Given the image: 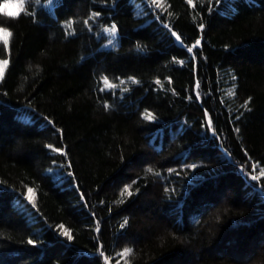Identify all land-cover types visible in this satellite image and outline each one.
Segmentation results:
<instances>
[{
    "label": "trees",
    "instance_id": "16d2710c",
    "mask_svg": "<svg viewBox=\"0 0 264 264\" xmlns=\"http://www.w3.org/2000/svg\"><path fill=\"white\" fill-rule=\"evenodd\" d=\"M46 1L0 14V264H264V0Z\"/></svg>",
    "mask_w": 264,
    "mask_h": 264
},
{
    "label": "snow or ice",
    "instance_id": "6c2138e0",
    "mask_svg": "<svg viewBox=\"0 0 264 264\" xmlns=\"http://www.w3.org/2000/svg\"><path fill=\"white\" fill-rule=\"evenodd\" d=\"M27 2H36L38 3L39 0H27ZM152 3L160 9H164L165 8V0H152ZM25 4H26V0H4L3 3H0V14H3L6 17H11V18H18L20 16L21 13L25 12ZM187 4L190 5L191 7L195 8L196 7V0H187ZM7 5H14V11H9L6 6ZM99 13H93L92 18H95L96 16H98ZM85 23L87 24L88 21H85ZM72 24L73 22H68L67 27L69 29L72 28ZM200 29L203 30V28L205 27L203 24H201ZM107 31L111 34V35H115L117 29L116 26L113 25L110 29H107ZM69 35H72V32L68 33ZM12 32L7 28V27H3L0 26V43H2L5 46L6 50L10 51V40L12 37ZM172 35L175 36L177 41L181 40V36L179 34H177L176 32H172ZM201 45V40H196L195 44L192 45V47L188 48L189 52H192L194 48L198 47ZM9 59H0V82H2L5 78V73L6 70L9 66ZM180 63H183V61H180ZM133 83H138V81H136L133 78ZM104 83L107 87H116V85H112L110 84V82L108 81L107 77L104 78ZM157 84H161V81L157 80L156 81ZM199 87V84L197 83V88ZM125 91H127V89H125ZM235 93L232 92L230 93V95H234ZM197 95H199L197 93ZM247 101L245 102L244 105H242V107H247ZM105 107H109L108 105H106ZM144 118L146 120L149 121H154L156 119L155 115L151 112H146ZM208 124L209 126H211L212 121L211 119L208 120ZM237 131H239V129H237ZM49 149H52L53 151L57 152L58 154L61 155H67L66 151H64L62 148H54L52 145H48ZM192 168H195L196 165H192ZM255 165H253V168L255 169ZM149 172L152 171V169H148ZM262 176H264V171H261L259 176H252L253 180H259ZM126 194L127 196H131L133 193L130 190V187H125L123 190L122 195ZM27 200L33 205L35 206L36 203V193L34 191V189L32 188H28L27 189ZM125 224H127V221L124 222ZM123 226V225H122ZM60 229H61V235H63L64 237H66L69 241H71L73 239V233L66 227H64L63 225H60ZM97 231H99V229H97ZM28 244L30 245H35L36 241L34 240H28ZM133 254V250L131 248H125L122 253H120L119 255L121 257L124 258V264H130V261L127 259L128 257H130ZM101 255H103V253H101ZM105 261H108V257H104Z\"/></svg>",
    "mask_w": 264,
    "mask_h": 264
},
{
    "label": "rangeland",
    "instance_id": "374dc122",
    "mask_svg": "<svg viewBox=\"0 0 264 264\" xmlns=\"http://www.w3.org/2000/svg\"><path fill=\"white\" fill-rule=\"evenodd\" d=\"M59 0H48V1H46V2H44V7L47 9V10H49V11H51V12H53L54 11V8H55V6H56V4H57V2H58ZM4 2V0H0V3H3ZM151 6L152 7H156L153 3L151 4ZM10 12L11 11H14V9H10L9 10ZM114 25V24H113ZM113 25H109V26H106V27H104V29H103V32H102V35H104V37H105V42L103 43V46L104 47H106V48H113V47H116V46H118L119 45V32H118V29H117V31H116V33H115V35L113 36V35H111L108 31H107V29H110ZM0 59H2V58H0ZM109 81V80H108ZM110 82V84H112V85H114L113 83H111V81H109ZM106 86V85H105ZM107 87V86H106ZM107 88H111V87H107ZM253 165H255L256 167H255V169L253 168ZM253 165H251L250 167H249V175L252 177V176H254V175H256V176H259L260 175V173H261V171H264V168L263 167H261L260 165H258V164H253ZM263 177V176H262ZM110 264H113V263H110Z\"/></svg>",
    "mask_w": 264,
    "mask_h": 264
},
{
    "label": "bare ground",
    "instance_id": "6f19581e",
    "mask_svg": "<svg viewBox=\"0 0 264 264\" xmlns=\"http://www.w3.org/2000/svg\"><path fill=\"white\" fill-rule=\"evenodd\" d=\"M165 9V8H164ZM145 16V15H144ZM100 17V16H99ZM148 23V22H147ZM67 24V23H66ZM92 28V27H91ZM53 127V126H52ZM64 161V160H63ZM68 162V161H67ZM53 163V162H52ZM52 167H53V165H52ZM62 167V166H61ZM53 168H55V167H53ZM65 168V167H64ZM50 169V168H49ZM48 169V170H49ZM53 175V174H52ZM54 177V176H53ZM54 180H56V179H54ZM71 181V180H70ZM73 181V180H72ZM58 182V181H57ZM61 182V181H60ZM56 184V183H55ZM63 188H65V186L63 187ZM18 197V196H17ZM19 208V207H18ZM38 209V208H37ZM27 214V213H26ZM28 218H30V217H28ZM37 219V218H36ZM42 219V218H41ZM31 223H33V222H31ZM42 227V226H41ZM99 252V251H98ZM107 255V254H106Z\"/></svg>",
    "mask_w": 264,
    "mask_h": 264
},
{
    "label": "clouds",
    "instance_id": "9594fccd",
    "mask_svg": "<svg viewBox=\"0 0 264 264\" xmlns=\"http://www.w3.org/2000/svg\"><path fill=\"white\" fill-rule=\"evenodd\" d=\"M6 8H7L8 10H10V9H14L15 6H14V5H7Z\"/></svg>",
    "mask_w": 264,
    "mask_h": 264
}]
</instances>
